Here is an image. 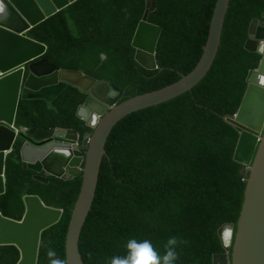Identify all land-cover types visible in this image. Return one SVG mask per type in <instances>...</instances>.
Here are the masks:
<instances>
[{
  "label": "trees",
  "instance_id": "16d2710c",
  "mask_svg": "<svg viewBox=\"0 0 264 264\" xmlns=\"http://www.w3.org/2000/svg\"><path fill=\"white\" fill-rule=\"evenodd\" d=\"M217 0H158L150 21L163 27L160 67L144 68L133 41L147 0H78L28 32L47 45L44 57L62 69L107 79L125 90L122 100L169 86L191 73L204 54ZM264 0H231L216 62L192 91L135 111L115 126L108 140L96 198L84 226L81 250L87 264H110L126 254L129 239H148L158 251L171 236L185 241L176 264H213L224 252L218 229L238 219L248 172L233 159L238 129L226 120L248 86L261 56L245 49ZM88 94L68 85L56 98L20 99L16 123L26 127H68L81 141L94 129L78 115ZM20 138L6 159V191L0 211L20 219L24 196L40 195L64 209L43 232L38 264L47 251L67 259V237L83 176L50 182L33 177L20 154ZM233 237L231 240L232 245ZM90 254V255H89ZM21 250L0 244V264H16ZM67 261V260H66ZM68 264V262H67Z\"/></svg>",
  "mask_w": 264,
  "mask_h": 264
},
{
  "label": "water",
  "instance_id": "95a60500",
  "mask_svg": "<svg viewBox=\"0 0 264 264\" xmlns=\"http://www.w3.org/2000/svg\"><path fill=\"white\" fill-rule=\"evenodd\" d=\"M76 1L0 0V194L6 191V159L20 138L21 157L34 170L35 179L49 183L50 175L65 179L82 175V189L68 231L66 260L68 264H87L80 242L96 198L111 133L127 115L190 92L207 77L216 62L231 0H217L204 54L191 73L169 86L125 100L126 92L117 83L62 69L44 57L46 44L28 36L34 27ZM157 8L158 0H147L133 41L136 60L148 70L160 67L157 53L163 27L150 21ZM248 35L245 49L258 53L261 60L248 74L238 110L226 116L240 134L233 159L246 166L248 175L235 233L233 223L218 229L224 252L213 256V264H264V85L254 80L257 75L264 77V13L262 19L251 21ZM68 85L88 94L78 115L94 131L82 141L76 128L17 125L21 98L53 100ZM24 201L20 219L0 211V244L20 248L16 264H38L43 232L61 219L64 209L48 205L37 194L25 195Z\"/></svg>",
  "mask_w": 264,
  "mask_h": 264
},
{
  "label": "clouds",
  "instance_id": "9594fccd",
  "mask_svg": "<svg viewBox=\"0 0 264 264\" xmlns=\"http://www.w3.org/2000/svg\"><path fill=\"white\" fill-rule=\"evenodd\" d=\"M19 128V126H16ZM185 243L176 236L167 239L161 253L148 239H129L126 243V254L114 256L110 264H176L179 259L177 248ZM90 255V254H89ZM48 264H67L65 259H60L54 250L47 251Z\"/></svg>",
  "mask_w": 264,
  "mask_h": 264
},
{
  "label": "bare ground",
  "instance_id": "6f19581e",
  "mask_svg": "<svg viewBox=\"0 0 264 264\" xmlns=\"http://www.w3.org/2000/svg\"><path fill=\"white\" fill-rule=\"evenodd\" d=\"M254 80H255V82H257L258 84H262V85H264V77L263 76H255L254 77ZM225 232H227V231H225ZM225 232H223V233H225ZM226 241V240H225Z\"/></svg>",
  "mask_w": 264,
  "mask_h": 264
},
{
  "label": "built area",
  "instance_id": "2783aa9c",
  "mask_svg": "<svg viewBox=\"0 0 264 264\" xmlns=\"http://www.w3.org/2000/svg\"><path fill=\"white\" fill-rule=\"evenodd\" d=\"M17 130H18V128H17Z\"/></svg>",
  "mask_w": 264,
  "mask_h": 264
}]
</instances>
